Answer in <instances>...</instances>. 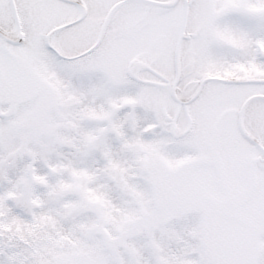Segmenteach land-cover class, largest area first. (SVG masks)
Returning <instances> with one entry per match:
<instances>
[{"label": "snow or ice", "instance_id": "6c2138e0", "mask_svg": "<svg viewBox=\"0 0 264 264\" xmlns=\"http://www.w3.org/2000/svg\"><path fill=\"white\" fill-rule=\"evenodd\" d=\"M0 264H264V0H0Z\"/></svg>", "mask_w": 264, "mask_h": 264}]
</instances>
